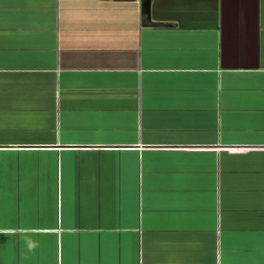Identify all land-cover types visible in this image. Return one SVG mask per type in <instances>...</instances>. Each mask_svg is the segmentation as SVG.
I'll list each match as a JSON object with an SVG mask.
<instances>
[{
  "label": "crops",
  "instance_id": "1",
  "mask_svg": "<svg viewBox=\"0 0 264 264\" xmlns=\"http://www.w3.org/2000/svg\"><path fill=\"white\" fill-rule=\"evenodd\" d=\"M0 0V264H264V0Z\"/></svg>",
  "mask_w": 264,
  "mask_h": 264
},
{
  "label": "water",
  "instance_id": "2",
  "mask_svg": "<svg viewBox=\"0 0 264 264\" xmlns=\"http://www.w3.org/2000/svg\"><path fill=\"white\" fill-rule=\"evenodd\" d=\"M150 0H139L140 9V26L142 28H157L163 27L161 23L152 22L149 15Z\"/></svg>",
  "mask_w": 264,
  "mask_h": 264
}]
</instances>
